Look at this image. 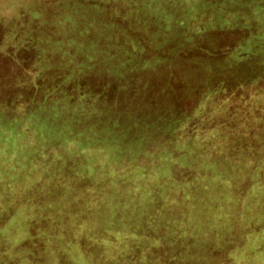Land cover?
<instances>
[{
  "label": "trees",
  "instance_id": "16d2710c",
  "mask_svg": "<svg viewBox=\"0 0 264 264\" xmlns=\"http://www.w3.org/2000/svg\"><path fill=\"white\" fill-rule=\"evenodd\" d=\"M50 2L0 20L26 80L0 105V264H183V218L149 199L197 174L264 188V0ZM141 209L119 227L114 210Z\"/></svg>",
  "mask_w": 264,
  "mask_h": 264
},
{
  "label": "rangeland",
  "instance_id": "374dc122",
  "mask_svg": "<svg viewBox=\"0 0 264 264\" xmlns=\"http://www.w3.org/2000/svg\"><path fill=\"white\" fill-rule=\"evenodd\" d=\"M53 5L54 3L50 2V0H0V20L14 19L23 11L27 15L30 12L33 14V11L37 12L38 10L42 18H48V13ZM79 6H82L81 3ZM79 9L82 10L83 8ZM230 12L227 11L228 14ZM72 14L74 15L70 16V21L73 22L77 19L79 22L76 13ZM83 15L87 21L92 17L84 13ZM68 27L69 24H64L54 33L64 40L71 34L74 38L78 37V33L76 31L70 32ZM9 33H13V29H10V27L4 31L0 29V34L2 35L8 34L9 36ZM16 34L20 38L18 30H16ZM50 34L52 36L53 32ZM48 43L44 44L45 57L44 61L39 65L42 74L50 71L53 60L56 58L51 53L54 47H52L51 43ZM64 43L66 44V41ZM17 59L11 60L0 54V105L3 104L4 106L6 105L4 102L11 100L18 102L16 98H19V96L24 97L25 95V91L21 89L26 81L21 77L23 73L21 65L23 63L20 56ZM27 60L29 64L32 62L30 56ZM62 66H65L64 62ZM33 69L35 67L29 65L28 71L35 73ZM198 80L197 82L203 81L202 78ZM257 85H264V81ZM257 85L253 88L257 89ZM19 93L22 95H19ZM14 106H17V103ZM253 122L257 123L256 121ZM252 129L254 127L250 130ZM255 141L252 147L257 149V139ZM216 164H220L219 161L212 160L208 163L210 166H216ZM227 165L229 168H236V160H227ZM197 175L196 177H185L184 179L187 178L188 181L179 187L176 195H168L166 192L157 193L146 204L151 208L159 205V210H169L170 213L168 214L170 216L168 217L177 214L178 217L183 218L182 223L175 222V225L180 224V229L182 230L178 231V234L187 233L186 242L190 243L189 247H183L184 249L178 252L179 256L183 257V264H264V188L258 191L250 190L249 192L244 190L245 182L249 181L248 177H245L249 175L247 170L242 175L245 179L243 181L238 180L229 191L227 190V186L230 184L229 181L223 182L222 180H215L213 176ZM260 182L264 184V182ZM142 209L114 210L117 213L116 219L120 218L122 222L119 227L129 229L126 215L131 217L143 216L142 218L149 219L152 218L149 215L153 216L152 214L157 212V210ZM147 211L151 212V214L147 213ZM142 212L143 215H141ZM3 241H10L11 243L12 239L6 237ZM226 252L228 254H225ZM25 258L23 254L17 255L13 261H16L17 264H24ZM66 258L67 260L71 259L69 255ZM48 259L53 260L50 257ZM1 261L3 260L1 259ZM13 261L9 260L8 264L10 262L13 263ZM84 262L85 264L91 263V261L88 263ZM4 263L5 261L1 262V264ZM74 264L76 263L74 262ZM117 264H125V260H121Z\"/></svg>",
  "mask_w": 264,
  "mask_h": 264
}]
</instances>
